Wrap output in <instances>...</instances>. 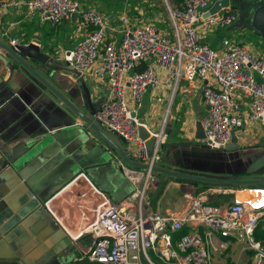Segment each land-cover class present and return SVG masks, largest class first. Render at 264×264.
I'll return each mask as SVG.
<instances>
[{
	"label": "crops",
	"instance_id": "0c3cea01",
	"mask_svg": "<svg viewBox=\"0 0 264 264\" xmlns=\"http://www.w3.org/2000/svg\"><path fill=\"white\" fill-rule=\"evenodd\" d=\"M77 1L103 14L108 23V38L116 43L121 38L122 17L134 25L152 24L172 38L170 24L166 28L158 25L147 0L137 5L134 0ZM8 2L0 0V41L11 44L15 40L16 44L27 45L38 40L40 51L59 61L82 37L76 20L62 21L56 26L40 24L26 18L22 4L7 5ZM180 3L181 0L170 2L176 7ZM236 33L244 35V29L237 24L209 33L202 42L218 51L223 39L243 43L233 38ZM256 42L253 52L263 54L261 41ZM6 59V53L0 50V264H94L84 258V253L92 243L87 229L97 207L107 202L123 210L137 211L139 198L135 194L142 192L146 170L126 162L62 101L70 102L93 123L92 112L101 108L107 98L108 88L104 83L83 75L86 101L78 81L41 65L35 66L57 91V97L17 66L9 70ZM141 66L143 70L146 66L154 67L151 60ZM155 71L160 84L147 90L136 115L144 120L148 131L163 132L160 161L156 166L247 178L250 155L264 146V126L246 122L235 129L241 151L223 152L208 147L196 139L197 123L207 113L202 84L189 85L182 81L175 85L166 80L164 70L155 67ZM96 127L131 157L125 141ZM196 184L152 173L143 189L147 203L143 212L173 211L185 220L190 198L206 192L214 195V200H208L211 206L248 203L264 212L262 187L230 189ZM183 226L205 240L208 264L246 262L248 240L221 237L202 223L185 220ZM253 241L264 247V215L254 230Z\"/></svg>",
	"mask_w": 264,
	"mask_h": 264
},
{
	"label": "built area",
	"instance_id": "2783aa9c",
	"mask_svg": "<svg viewBox=\"0 0 264 264\" xmlns=\"http://www.w3.org/2000/svg\"><path fill=\"white\" fill-rule=\"evenodd\" d=\"M19 4L25 7L28 20L40 24L56 26L62 21L76 20L82 37L64 52L63 61L81 76L87 75L107 86L106 101L91 119L122 138L131 159L148 166L143 189L151 177V168L160 161L163 133L149 131L155 143L152 152L138 135L141 124L137 110L142 108L147 90L160 84L155 67L164 70L166 80L175 85L182 81L202 84V100L207 107L201 120L205 135L202 142L208 147L223 149L231 143L235 129L246 122L264 126V53L253 52L252 45L230 39H223L218 51L202 42L209 33L238 23L239 14L230 6L204 18L212 5L210 0H181L177 7L166 1L172 38L152 24L134 25L122 17L121 38L116 43L108 38V23L103 14L83 7L77 0L7 3ZM11 45H16V41L12 40ZM148 60L154 67L138 71ZM143 189L135 194L139 198L137 211L123 210L107 202L97 207L87 229L92 243L84 253L86 260L94 264H208L206 242L197 232L190 231L174 240L173 235L183 228L185 220L202 223L221 237L246 239L260 252L259 264L264 258L262 249L253 241L254 230L264 215L262 208L248 203L215 207L204 194H199L190 198L185 220L173 211L146 214Z\"/></svg>",
	"mask_w": 264,
	"mask_h": 264
},
{
	"label": "water",
	"instance_id": "95a60500",
	"mask_svg": "<svg viewBox=\"0 0 264 264\" xmlns=\"http://www.w3.org/2000/svg\"><path fill=\"white\" fill-rule=\"evenodd\" d=\"M231 7L233 10H238L237 2H233L232 0H215L208 11L204 14V18L215 14L222 8ZM248 17V24L244 23V17L240 18V22L237 25H241V29L249 28L252 30V27L256 30V34L260 36L262 39V43L264 46V9L258 8L250 12V14L246 15ZM0 50L6 53L7 61L6 64L9 70L13 71L14 67L17 66L20 70L28 73L30 76L35 78L39 83L49 89L55 96L59 97L57 91L41 76V74L35 69V66H43L47 70L60 72L62 74L70 76L72 79L78 81L81 85L82 89L84 90V94L86 95L87 101V90L85 87V83L83 82L82 76L71 68L65 61L63 60H54L53 58L45 55L40 51L39 48V41L33 40L27 45L16 44L11 45L5 41H0ZM67 107L82 121L89 125L93 130H95L98 135L108 143L117 153H119L123 159L128 162L130 165L143 169L148 170V166L138 163L132 160L129 155L117 148L108 138L107 136L99 130L94 123L90 121L88 117L82 114L77 108H75L70 102L65 99H62ZM92 112L94 114L95 112ZM135 116V115H134ZM139 123L141 124L138 128V135L142 141L145 142V146L148 151L152 152L155 146L154 139L150 136L149 131L144 127L145 123L143 119H139ZM204 130L201 123H197V130H196V139L199 141L204 140ZM122 142L124 140L120 138ZM233 150H240V146L237 143V139L233 136L232 141L229 145L225 146L220 151L227 152ZM261 151L254 153L252 156L249 157V165L247 168V178H240L238 176L233 175H210L204 173H193V172H186V171H178V170H169L162 167H152L151 173H159L164 174L170 177H174L177 179H183L190 182L207 184V185H214L220 187H229L232 189L233 187H244V186H264V146L261 147Z\"/></svg>",
	"mask_w": 264,
	"mask_h": 264
},
{
	"label": "rangeland",
	"instance_id": "374dc122",
	"mask_svg": "<svg viewBox=\"0 0 264 264\" xmlns=\"http://www.w3.org/2000/svg\"><path fill=\"white\" fill-rule=\"evenodd\" d=\"M143 0H134L132 2H134L136 5L140 2H142ZM149 5H150V9L154 12V14L157 16L158 19V25H160L163 28L168 27V16H167V9H166V1L170 4V2H173L175 0H147ZM237 2V6H239V20L240 18L244 17V23L248 24L247 21L248 17L246 16L247 14H250L251 11H253L254 9H256V7L260 4L263 3L264 5V0H236ZM133 4V6L135 5ZM150 14V13H149ZM238 20V22H240ZM241 25H239L240 27ZM242 27V26H241ZM237 34V33H236ZM252 36V33H250V29L247 28L246 31L244 29V35H239L237 34L236 36H234L233 38L236 41H242L244 44H249V43H253L250 44L252 46H255L254 43L257 41H254L252 39H250V37ZM258 41H261V39H258ZM258 41L256 43H258ZM262 44V51L264 53V46L263 43L261 41ZM206 189V188H205ZM201 192V190L199 191ZM203 192V191H202ZM210 193V192H209ZM209 193H204V195L208 198V200H211L214 195L213 194H209ZM214 200V198H213ZM144 201V199H143ZM146 202V201H145ZM215 202H217V200L215 199ZM249 247V249L247 250V255H246V262H244L243 264H259V257L258 255L260 254V252H257L256 250H254L249 244H247ZM261 253L264 255V247H259ZM260 264H264V258L261 259Z\"/></svg>",
	"mask_w": 264,
	"mask_h": 264
},
{
	"label": "trees",
	"instance_id": "16d2710c",
	"mask_svg": "<svg viewBox=\"0 0 264 264\" xmlns=\"http://www.w3.org/2000/svg\"><path fill=\"white\" fill-rule=\"evenodd\" d=\"M258 8H262V9H264V5H263V3L262 4H260V5H258L257 7H256V9H258ZM255 10V9H254ZM256 30L252 27V30H250V33H252V36L250 37V39H252V40H254V41H256V40H258V39H261L260 38V36L258 35V34H256V32H255ZM261 41H262V39H261ZM138 71H142L143 70V67L141 66V67H139L138 69H137ZM160 148H161V146H160ZM160 151H161V149H159V154H160ZM165 176V175H164ZM181 181H183L184 183H188V184H191V185H193V186H196L197 184L195 183V182H190V181H186V180H183V179H180ZM207 186H212V185H207ZM257 187H262V188H264V186H244V187H233L232 189H237V188H257ZM225 188H229V187H225ZM191 231V229L190 228H188L187 226H183V228L179 231V232H177V233H175L174 235H173V237H174V240L177 238V237H181V236H183V235H186L188 232H190ZM154 258V257H153Z\"/></svg>",
	"mask_w": 264,
	"mask_h": 264
},
{
	"label": "flooded vegetation",
	"instance_id": "af4514ba",
	"mask_svg": "<svg viewBox=\"0 0 264 264\" xmlns=\"http://www.w3.org/2000/svg\"><path fill=\"white\" fill-rule=\"evenodd\" d=\"M233 2H236V0H232ZM238 9H239V7H238ZM237 12H238V10H236Z\"/></svg>",
	"mask_w": 264,
	"mask_h": 264
}]
</instances>
